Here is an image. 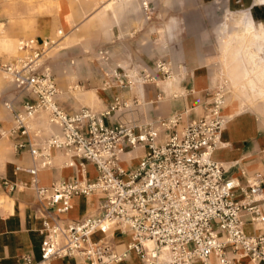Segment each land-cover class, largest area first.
<instances>
[{"label":"built area","instance_id":"obj_1","mask_svg":"<svg viewBox=\"0 0 264 264\" xmlns=\"http://www.w3.org/2000/svg\"><path fill=\"white\" fill-rule=\"evenodd\" d=\"M141 5L148 11L146 2ZM50 44L22 39L17 44L21 56L0 60V72L30 97L21 110L4 103L13 122L8 133L27 135L29 121L40 113H46L58 129L41 144L28 141L16 146L26 149L33 161L25 172L43 231L39 260L25 255L21 264H51L65 258L76 264H119L131 255L141 264H240L242 260L264 264L262 180L248 176L244 169L233 176L230 171L237 164L225 168L213 159L215 151L225 148L221 135L228 119L223 114V88L211 94L199 118L186 124L176 115L155 124L109 126L106 118L127 106L119 98L102 112L68 113L59 107L55 79L39 63ZM97 58L105 63V88L130 89L141 80L130 81L120 66L108 67V50H100ZM156 69L170 76L164 64ZM137 148L145 149L144 154L135 168L125 169L121 156ZM52 151L68 157V167L76 168L82 178L40 185L38 174L53 167ZM87 165L95 170L92 179L86 177ZM15 188L10 186V191ZM89 196L100 197L96 213L66 221L72 200ZM246 225L256 232H247ZM115 230L131 238L121 252L112 241ZM96 234L100 238H94Z\"/></svg>","mask_w":264,"mask_h":264},{"label":"crops","instance_id":"obj_2","mask_svg":"<svg viewBox=\"0 0 264 264\" xmlns=\"http://www.w3.org/2000/svg\"><path fill=\"white\" fill-rule=\"evenodd\" d=\"M128 1L109 0L103 6V12H107L105 41L106 50L109 51L108 67L120 66L133 80L138 79L135 73L140 75L143 71L144 75L149 72L151 78L145 80L141 75L135 89L105 88L103 67L100 73H93L88 58L73 57L70 51L62 49L57 55L62 61L60 67L76 69L79 75L76 83H84L83 88L88 89L75 96L72 91L66 92V87H62L64 93L57 96V104L68 113L81 109L102 112L109 108L115 98H119L127 106L120 107L106 118L105 123L109 126L155 124L158 120L176 115H181L182 124L199 118L211 94L219 88L214 76L218 56L215 40H222L226 34L228 19L225 1L218 0L208 6L202 3L197 10L193 2H187L184 24L174 20L163 28L156 18L145 19L142 16L139 2L127 5ZM117 2L118 9L114 10L113 7L110 12L109 9ZM249 4L253 21L264 24V0H250ZM92 14L93 10L83 9L76 0H62L52 15L34 17L25 13L22 5L0 0V39L13 41L21 37L26 32L19 29L17 24L27 23L37 25L30 34L38 41L47 40L55 28L64 37L77 31L79 25L86 24ZM78 51L83 56L81 47ZM0 60L11 59L0 57ZM159 63H164L169 77L157 71L156 65ZM170 78L175 81L166 82ZM29 99L26 92L17 90L13 85H0V132H5L0 136V264H21V258L25 255L38 261L43 240L40 209L34 192L28 187L30 177L25 172L33 166V161L26 149L17 150L16 146L28 141L41 144L58 134V129L51 125L53 132L50 134L44 133L40 127H29L27 135L8 133L13 122L4 103H11L15 110H21ZM224 115L228 119L221 135L225 148L215 151L213 159L225 168L237 164V168L230 171L233 176L238 175V169H244L248 176L258 175L262 180L261 197L264 199V111L230 103L225 106ZM144 152L145 149L139 148L123 154L122 166L125 169L136 167ZM52 156L53 169L38 174L40 185L82 178L76 168L68 167V157L58 151H52ZM17 167L21 171L17 172ZM95 176L93 166L87 165L86 177L92 179ZM10 186H16L15 190L10 191ZM99 202V196L77 197L72 200V210L64 219L80 221L92 216ZM245 229L249 233L256 232L251 225H246ZM112 237L117 252H121L131 239L129 235L121 236L118 230L112 233ZM94 238L98 239L100 235L96 234ZM51 264H76V261L65 258L53 260ZM119 264H141V261L131 255L127 261ZM240 264L249 263L242 260Z\"/></svg>","mask_w":264,"mask_h":264},{"label":"rangeland","instance_id":"obj_3","mask_svg":"<svg viewBox=\"0 0 264 264\" xmlns=\"http://www.w3.org/2000/svg\"><path fill=\"white\" fill-rule=\"evenodd\" d=\"M8 4L18 3L23 6V10L29 16L52 15L57 9L58 4L62 0H6ZM83 9L93 10V14L88 18V22L79 25L77 31L64 35H58V28H55L53 34L47 41L53 44L47 45L45 53L42 55L39 63L48 67L55 79L57 88L61 94L64 91L62 87H66V92H73L76 96L78 93L87 90L83 88L84 83L78 85L77 70L66 69L60 67L61 60L57 57L59 51L66 49L70 51L71 56L79 58H88L93 73H100V69L105 63L97 60V53L100 50H106L105 41V18L107 12H103V6L109 0H76ZM218 0H130L127 5L133 2L140 4L141 14L146 18H156L161 27L167 26L170 21L178 20L184 24V16L186 13V3L197 6L212 5ZM225 1L226 17V34L224 38L215 40L218 45V56L215 60V79L219 88H223L226 105L237 104L241 107H256L260 111H264V24L257 23L251 18L249 9L250 0H221ZM142 2L148 5V11H144ZM118 2L109 9L112 12L118 9ZM26 10V11H25ZM199 10H203L199 8ZM205 10L212 11L211 8ZM230 19V20H229ZM236 20V22H235ZM3 27V26H2ZM26 34L16 38L13 41L0 39V57H9L14 59L22 54L17 51V44L22 39H32L31 31L36 29V24H17ZM64 33V31H63ZM4 36V34H2ZM2 36V37H3ZM81 47L83 56L78 51ZM253 49V50H251ZM239 52L241 55H239ZM95 54V55H94ZM108 65L110 62L107 63ZM164 64V63H161ZM85 74V73H83ZM137 78L144 76L145 72L135 73ZM135 74L133 76H135ZM147 74H150L149 72ZM146 74V75H147ZM142 75V76H141ZM129 79L133 81L132 76ZM151 78V76H149ZM147 78V79H149ZM146 80V79H145ZM3 83L12 85L10 79L0 72V85ZM133 83V82H132ZM137 83L132 84L135 89ZM134 91V90H133ZM223 109V114H224ZM225 116V115H224ZM29 127L42 128L44 133L50 134L53 128L49 123L46 113H40L29 121ZM135 168V167H134ZM50 168L48 170H51ZM45 170V171H48Z\"/></svg>","mask_w":264,"mask_h":264},{"label":"bare ground","instance_id":"obj_4","mask_svg":"<svg viewBox=\"0 0 264 264\" xmlns=\"http://www.w3.org/2000/svg\"><path fill=\"white\" fill-rule=\"evenodd\" d=\"M173 81H175V79H174V78H170V79L167 80L166 82L171 83V82H173ZM137 86H138V85H137ZM137 149H139V148H137ZM65 165H67V164H65Z\"/></svg>","mask_w":264,"mask_h":264}]
</instances>
